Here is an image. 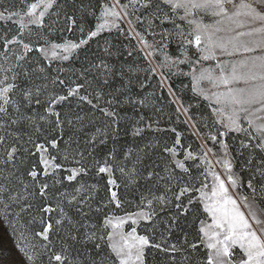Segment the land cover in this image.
<instances>
[{"label":"snow or ice","instance_id":"1","mask_svg":"<svg viewBox=\"0 0 264 264\" xmlns=\"http://www.w3.org/2000/svg\"><path fill=\"white\" fill-rule=\"evenodd\" d=\"M4 225L0 264H264V0H0Z\"/></svg>","mask_w":264,"mask_h":264},{"label":"rangeland","instance_id":"2","mask_svg":"<svg viewBox=\"0 0 264 264\" xmlns=\"http://www.w3.org/2000/svg\"><path fill=\"white\" fill-rule=\"evenodd\" d=\"M109 39H111V37ZM184 70L187 71V67H185ZM182 81L184 84L188 83L186 78L181 77L175 80L174 86L176 87L181 86ZM165 111L170 112L171 109L166 108ZM189 139H191V137H189ZM6 229H7V225L0 227V257H3L4 259H15V254H16L15 237L11 234L10 230H6Z\"/></svg>","mask_w":264,"mask_h":264},{"label":"trees","instance_id":"3","mask_svg":"<svg viewBox=\"0 0 264 264\" xmlns=\"http://www.w3.org/2000/svg\"><path fill=\"white\" fill-rule=\"evenodd\" d=\"M5 2H18V0H5ZM106 35V34H105ZM107 36V35H106ZM110 38V37H108ZM101 43H103V41H101ZM93 47L95 48L96 45L94 44Z\"/></svg>","mask_w":264,"mask_h":264}]
</instances>
